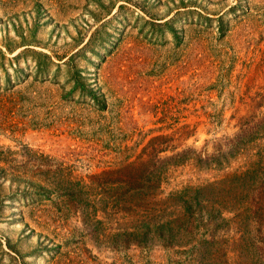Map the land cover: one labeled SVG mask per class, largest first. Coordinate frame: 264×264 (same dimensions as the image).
Listing matches in <instances>:
<instances>
[{"label": "rangeland", "instance_id": "374dc122", "mask_svg": "<svg viewBox=\"0 0 264 264\" xmlns=\"http://www.w3.org/2000/svg\"><path fill=\"white\" fill-rule=\"evenodd\" d=\"M0 264H264V0H0Z\"/></svg>", "mask_w": 264, "mask_h": 264}]
</instances>
